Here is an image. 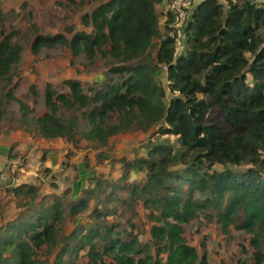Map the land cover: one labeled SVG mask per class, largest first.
I'll return each instance as SVG.
<instances>
[{"label":"trees","instance_id":"1","mask_svg":"<svg viewBox=\"0 0 264 264\" xmlns=\"http://www.w3.org/2000/svg\"><path fill=\"white\" fill-rule=\"evenodd\" d=\"M93 1L99 5L82 18L87 30L71 39L38 34L31 47L38 55L62 45L74 57L102 61L105 79L88 88L66 80V91L48 84L41 116L13 89H4L0 123L13 116L24 131L75 147L81 140L107 147L115 136L155 128L152 136L175 141L149 142L146 157L119 161L121 177L94 175L80 196L70 198V188L36 203L35 185L7 190L27 199V208L0 227V264H46L38 256L44 247L47 255L57 249L52 264H209L205 244L200 257L185 237V225L201 214L213 217L225 234L232 227L254 234L253 264H264L258 241L264 237V3L201 2L185 28V51L175 58L170 11L160 23L164 0ZM22 51L10 36L0 41V85H11ZM163 74L169 100L158 82ZM135 172L145 176L131 180ZM125 195L132 208L149 211V242L140 240L132 219L128 231L121 230ZM92 203L102 204L101 210L60 238L67 217L89 212Z\"/></svg>","mask_w":264,"mask_h":264},{"label":"rangeland","instance_id":"2","mask_svg":"<svg viewBox=\"0 0 264 264\" xmlns=\"http://www.w3.org/2000/svg\"><path fill=\"white\" fill-rule=\"evenodd\" d=\"M98 5L93 0H0V41L10 36L14 44L23 48L20 62L9 75L11 85L1 84L0 93L4 89H13L19 100L30 105L41 116L46 112L44 95L48 84L57 91H66V80H78L85 88L104 80L108 68L102 61L92 64L84 55L74 57L72 51L62 45L45 47L38 55L33 53L31 47L38 34L62 35L71 39L75 33L87 30L82 18ZM158 82L169 100L171 93L166 76L163 74L158 77ZM12 109L17 110L18 106L14 104ZM155 131L156 128L152 133ZM152 133H124L113 137L107 147L101 148L81 140L80 145L75 147L62 139H44L28 133L18 127L13 116H7L0 123V227L13 221L27 208L23 206L27 199L20 201L7 190L21 184L35 185L39 191L36 203H40L48 194L68 193L70 188L75 191V195H69L70 198L80 196L84 188L90 187V178L94 175L114 180L121 177L122 165L119 161L122 158L133 160L146 157L149 142L175 141L173 137L152 136ZM144 176L143 173L135 172L131 180H141ZM123 198L125 204L119 205L118 210L122 217L121 230L127 232V220L132 219L140 240L149 242L153 224L148 219L149 211L142 206L132 208L131 204L134 203L130 202L128 195ZM94 203L89 212L82 213L76 219L67 217L59 237L68 236L77 224L87 225L90 213L102 207V204H98L94 208ZM32 205L30 203L29 207ZM185 237L198 249L200 257L203 254L201 245L205 244L209 264L255 262L256 247L253 240L256 236L234 227L230 234H225L213 217L201 214L186 224ZM258 241L264 253V237ZM46 251L44 247L38 256L44 263L52 264L57 249L54 248L51 255H47ZM86 260L84 255L81 261Z\"/></svg>","mask_w":264,"mask_h":264},{"label":"built area","instance_id":"3","mask_svg":"<svg viewBox=\"0 0 264 264\" xmlns=\"http://www.w3.org/2000/svg\"><path fill=\"white\" fill-rule=\"evenodd\" d=\"M194 8V0H171L168 3V11H170L173 16L169 37L174 42L175 58L182 55L185 51V28ZM163 71H167L166 66H164Z\"/></svg>","mask_w":264,"mask_h":264},{"label":"crops","instance_id":"4","mask_svg":"<svg viewBox=\"0 0 264 264\" xmlns=\"http://www.w3.org/2000/svg\"><path fill=\"white\" fill-rule=\"evenodd\" d=\"M205 0H194L195 6L200 3L203 2ZM257 3H264V0H251ZM159 13L161 14L160 17V23H161V27L164 26L166 19H167V13H168V2L167 0H164L163 3L158 7ZM167 79V78H166Z\"/></svg>","mask_w":264,"mask_h":264},{"label":"water","instance_id":"5","mask_svg":"<svg viewBox=\"0 0 264 264\" xmlns=\"http://www.w3.org/2000/svg\"><path fill=\"white\" fill-rule=\"evenodd\" d=\"M201 3V2H200ZM200 3H198L195 7H197Z\"/></svg>","mask_w":264,"mask_h":264}]
</instances>
